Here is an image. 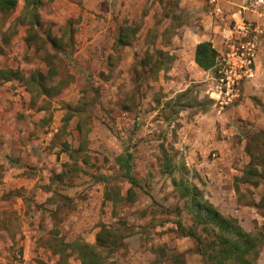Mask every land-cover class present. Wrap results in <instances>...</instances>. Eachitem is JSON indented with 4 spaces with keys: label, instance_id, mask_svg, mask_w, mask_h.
<instances>
[{
    "label": "rangeland",
    "instance_id": "rangeland-1",
    "mask_svg": "<svg viewBox=\"0 0 264 264\" xmlns=\"http://www.w3.org/2000/svg\"><path fill=\"white\" fill-rule=\"evenodd\" d=\"M180 3H195L196 17ZM22 11L20 0L7 20L8 43L0 37V70L17 73L15 94L29 97V115L37 118L38 125L32 136L39 140L54 135L46 146L56 159L60 153L70 158L65 176L106 184L105 173L115 168V176L106 184V195L115 204L111 207V201H102L93 225L97 229L112 223L119 247L113 253L98 249L101 259L117 264H163L176 252L186 264H205L194 252V242L180 236L174 224L191 226L195 211L190 200L192 187H197L200 196L222 215L233 217L244 231L261 235L254 264H264V185L253 188L241 181L249 161L246 141L257 132L247 129L232 136L238 148L233 153L193 152L185 141L195 128L215 132L222 125L215 119L210 124L206 118L214 108L213 80L179 89L173 70L180 43L176 30L198 25L210 16L201 2L50 0L38 9L41 27L36 32L43 40L32 45L26 43ZM47 33L58 38L57 49L44 41ZM120 38L122 42H117ZM126 42V46L121 44ZM50 68L52 78L45 82L51 88L48 96L28 86L29 77L36 72L45 75ZM237 122L243 126L241 120ZM125 157L138 187L130 186L119 172V160ZM52 178L57 179L54 173ZM10 206L5 209L0 203V264H64L66 254L56 253L60 246L86 242L80 234L66 241V235L60 236L53 228L34 234L35 248L26 247L22 228L32 222ZM43 219V215L36 219L39 230L46 229ZM66 253L65 264H81L75 252Z\"/></svg>",
    "mask_w": 264,
    "mask_h": 264
},
{
    "label": "crops",
    "instance_id": "crops-1",
    "mask_svg": "<svg viewBox=\"0 0 264 264\" xmlns=\"http://www.w3.org/2000/svg\"><path fill=\"white\" fill-rule=\"evenodd\" d=\"M239 2L234 0L231 5L224 6L222 15L205 17L198 22V25L195 22L193 27L181 26L176 30L175 39L180 43H178L179 50L176 51L177 66L173 70L179 89H184L189 83H205L213 80V69L204 71L196 65L195 47L201 42H210L218 53L223 50L219 29L222 24L231 25L234 19L239 18ZM194 4L179 5L183 9L190 7L186 11H191L192 18H195ZM201 5L208 10L205 4L201 3ZM243 17L256 23L264 31V16L245 12ZM254 68L252 79L242 84L241 97L233 106L223 112H217L213 108L207 116L205 115L210 124L214 119L222 122L220 132L219 130L203 132L202 127H198L195 128L196 132L192 130L191 134L186 136V144L194 148L191 151L202 153L207 150H218L220 154L233 153L238 148L233 143L232 136H240V132L247 129L264 132V34L259 38ZM14 82L13 78L10 80L0 78V203L5 205V209L13 204L23 219L28 217L32 222L23 224L22 228L26 234L23 240L26 247L35 248L34 234L50 232L53 228L60 231V236L66 235V241L75 240L80 234L86 244L95 246L96 234L100 228L96 229L93 225L94 217H97L102 201H111V207L113 203L115 204V201L109 200L111 198L106 195V184L115 176V168L111 166L105 173L108 180L106 184H94L90 179L83 180L78 175L65 176L67 171L64 169L70 158L68 160L63 153L59 154V159H56L57 155L49 154L46 145L52 140L54 136L52 133L48 134L49 137H41L39 140L32 136L38 126L35 120L37 118L29 115L32 113L28 108L29 97L22 98L19 94H15ZM40 116L42 115L39 114ZM237 120H241L243 126L239 127ZM56 131L55 128L54 132ZM72 148L77 150L78 146ZM57 149L58 146L54 148ZM119 162L122 166L119 172L123 176L125 167H130L129 161L127 163L125 157ZM111 163L114 165L113 159ZM52 173L55 174L56 180L52 178ZM130 173L133 177L131 167ZM111 182L114 184V180ZM68 207L71 208L68 210ZM40 210L44 212L42 215L43 223L46 225L45 230H39L36 224V219L38 218L39 221L42 218ZM62 215L60 221L53 219L58 217L60 219Z\"/></svg>",
    "mask_w": 264,
    "mask_h": 264
},
{
    "label": "trees",
    "instance_id": "trees-1",
    "mask_svg": "<svg viewBox=\"0 0 264 264\" xmlns=\"http://www.w3.org/2000/svg\"><path fill=\"white\" fill-rule=\"evenodd\" d=\"M20 0H0V37L4 44L8 43V31L10 23L7 20L15 12ZM23 1L22 26L27 27L26 43L32 45L40 42L43 38L37 36L36 29H39L40 18L39 7L50 0H21ZM58 38L47 33L45 40L53 49H57ZM117 42H122L120 38ZM123 46L128 43H121ZM218 52L210 42H201L195 47L194 61L204 71L211 70L216 64ZM52 69L44 75L36 72L27 79L28 86L36 88L39 94L47 95L50 87L45 86L46 80H51ZM0 78L10 80L19 79L14 71L0 70ZM48 96V95H47ZM264 140V132L253 133L246 141L244 152L249 158L247 167L242 171V183L253 188L264 185V149H261V142ZM129 157L126 158L128 163ZM126 163V165H128ZM123 176L127 178L131 186L138 187V183L131 176L130 167H125ZM190 206L193 209L194 217L191 226L185 227L180 222H175V230L180 236L190 238L194 242L193 250L200 255L205 264H254L258 258L262 245L261 235L246 232L238 222L229 216L222 215L209 201L203 199L197 187H192ZM192 212V211H191ZM119 247V242L114 234L112 225H101L96 234V244L91 246L83 241L75 240L60 246L57 254L75 252L81 264H117L116 261L102 260L98 249L108 248L113 253ZM163 264H186L183 255L174 252Z\"/></svg>",
    "mask_w": 264,
    "mask_h": 264
},
{
    "label": "built area",
    "instance_id": "built-area-1",
    "mask_svg": "<svg viewBox=\"0 0 264 264\" xmlns=\"http://www.w3.org/2000/svg\"><path fill=\"white\" fill-rule=\"evenodd\" d=\"M199 1L208 7L212 17L222 15L223 7L234 3V0ZM239 1V18L221 30L223 50L218 53L213 68L210 97L214 100V109L217 112H222L237 101L241 95L242 84L252 79L259 38L264 34L260 26L243 17L245 12L264 16V0Z\"/></svg>",
    "mask_w": 264,
    "mask_h": 264
}]
</instances>
